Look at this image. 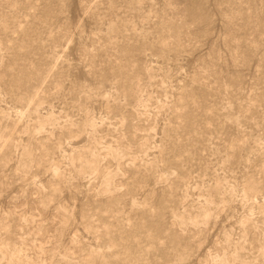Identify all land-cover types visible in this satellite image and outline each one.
Instances as JSON below:
<instances>
[{
    "label": "rangeland",
    "instance_id": "rangeland-1",
    "mask_svg": "<svg viewBox=\"0 0 264 264\" xmlns=\"http://www.w3.org/2000/svg\"><path fill=\"white\" fill-rule=\"evenodd\" d=\"M0 264H264V0H0Z\"/></svg>",
    "mask_w": 264,
    "mask_h": 264
}]
</instances>
